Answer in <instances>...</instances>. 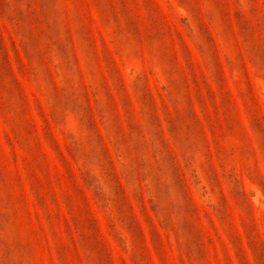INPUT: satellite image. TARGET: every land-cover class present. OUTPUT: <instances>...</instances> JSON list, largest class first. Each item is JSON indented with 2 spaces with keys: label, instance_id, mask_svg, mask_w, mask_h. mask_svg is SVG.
<instances>
[{
  "label": "rangeland",
  "instance_id": "374dc122",
  "mask_svg": "<svg viewBox=\"0 0 264 264\" xmlns=\"http://www.w3.org/2000/svg\"><path fill=\"white\" fill-rule=\"evenodd\" d=\"M0 264H264V0H0Z\"/></svg>",
  "mask_w": 264,
  "mask_h": 264
}]
</instances>
